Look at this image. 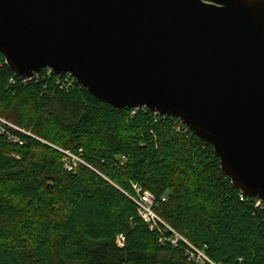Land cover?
<instances>
[{
    "label": "trees",
    "instance_id": "trees-1",
    "mask_svg": "<svg viewBox=\"0 0 264 264\" xmlns=\"http://www.w3.org/2000/svg\"><path fill=\"white\" fill-rule=\"evenodd\" d=\"M52 74L25 84L0 53V115L31 133L0 134V264H200L182 241L160 243L129 195L136 182L213 261L264 264V202L232 184L211 145L174 115L116 108ZM57 147L83 148L96 171H67Z\"/></svg>",
    "mask_w": 264,
    "mask_h": 264
},
{
    "label": "water",
    "instance_id": "water-1",
    "mask_svg": "<svg viewBox=\"0 0 264 264\" xmlns=\"http://www.w3.org/2000/svg\"><path fill=\"white\" fill-rule=\"evenodd\" d=\"M0 53L22 80L51 67L178 117L264 202V0H0Z\"/></svg>",
    "mask_w": 264,
    "mask_h": 264
},
{
    "label": "built area",
    "instance_id": "built-area-1",
    "mask_svg": "<svg viewBox=\"0 0 264 264\" xmlns=\"http://www.w3.org/2000/svg\"><path fill=\"white\" fill-rule=\"evenodd\" d=\"M54 70L51 67L43 68L39 73H36L35 76L28 80H22L23 82L32 80V79H39V78H50L53 74ZM55 73V72H54ZM56 74V73H55ZM58 75L55 82L60 86L70 87L77 81L76 77L73 75L72 72H65ZM14 82V79H11ZM135 110L133 111V113ZM155 113V112H154ZM155 115H165L162 113H155ZM176 130L178 132H187L191 130L188 125H186L182 120L177 117L176 122ZM14 131H18L21 133H26L31 135V133L15 123L11 122L4 116L0 115V134L5 135L10 141L15 143H23L21 137L15 133ZM59 151L62 153V165L67 171H76L79 166L82 164L88 166L96 171V168L90 164L88 159L84 154L83 148H79L78 150H71L66 148L57 147ZM125 160V156L123 155L119 158V161L123 164ZM133 188H135V196L130 195L133 201L137 204V212L144 220V222L150 227V229L158 231L160 234L159 240L162 245L165 243L170 242L173 246L178 247L183 242L184 251L186 252V256L189 261H195L200 264H221L220 262L217 263L213 261L208 252L206 251L207 246L199 247L183 236L181 233L177 232L173 226H171L165 219L159 216L156 213L154 207L157 204V200L155 198L154 193L151 190L143 188L140 183L134 184ZM243 199V196H241ZM165 199L163 196L162 200ZM258 204H262V199L258 198ZM120 245L123 246L125 244V236L120 234Z\"/></svg>",
    "mask_w": 264,
    "mask_h": 264
},
{
    "label": "rangeland",
    "instance_id": "rangeland-1",
    "mask_svg": "<svg viewBox=\"0 0 264 264\" xmlns=\"http://www.w3.org/2000/svg\"><path fill=\"white\" fill-rule=\"evenodd\" d=\"M28 131V130H27ZM13 157H17V158H20L21 157V154H19V152H14V153H12L11 154ZM131 195V194H130ZM155 195V194H154ZM155 198H156V196H155ZM12 201L13 202H18V198L17 197H13L12 198ZM157 206H158V203L155 205V207H154V209H155V211H156V208H157ZM157 213V212H156ZM158 214V213H157ZM159 216H160V214H159ZM161 217V216H160ZM120 234L116 237V241L118 242V243H120Z\"/></svg>",
    "mask_w": 264,
    "mask_h": 264
}]
</instances>
